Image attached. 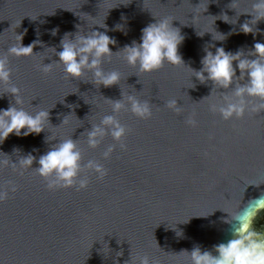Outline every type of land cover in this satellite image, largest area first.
I'll return each instance as SVG.
<instances>
[{
    "label": "water",
    "instance_id": "obj_1",
    "mask_svg": "<svg viewBox=\"0 0 264 264\" xmlns=\"http://www.w3.org/2000/svg\"><path fill=\"white\" fill-rule=\"evenodd\" d=\"M254 2L0 0V57H7L11 70L10 82L0 84V95L17 87L20 107L29 113L48 110L50 123L39 135L11 134L0 144V161H7L0 165V190L8 193L0 201V264H132L140 256L149 257L152 264H188L181 251L190 253L197 246L212 251L233 238L236 222L230 216L264 195V111L222 119L211 106L223 103L221 94L230 97L236 82L228 90L213 89L208 97L212 83L200 84L190 69L202 67L206 48L213 53L216 47L232 53L239 49L245 58H255L247 54L254 43L264 44V20L255 25V39L239 32L241 24L251 21L245 13ZM221 15L236 23L223 22ZM162 17L173 20L172 27L185 37L178 49L184 66L165 64L151 74L140 73L117 52L138 43L141 30ZM103 24L116 40L109 47L117 54L103 60L102 68L119 72L120 84L97 88L91 72L80 80L70 79L58 64L47 74L41 71L44 57L45 65L58 60L49 48L61 51L65 33L75 34L76 25L85 33L104 32L99 27ZM117 24L124 25L126 35L113 30ZM53 28L59 29L56 36L50 34ZM217 33L226 39L214 40L220 38ZM20 34L23 46L39 38L43 46L37 45L33 54L42 55H8ZM121 94L125 103L129 94L147 101L151 117L137 118L127 104L114 114L109 100L118 101ZM172 99L180 106L178 113L166 107ZM10 104L15 106L10 94L0 97V109ZM106 115H115L127 130L120 141L123 150L111 135H105L97 148L88 147L84 133ZM65 117L67 123L61 124ZM51 135L57 140L45 143ZM69 138L81 151L82 165L98 162L107 175L99 179L83 168L86 190L49 191L34 169L53 144ZM109 146L114 151L104 159ZM29 153L35 157L32 168L14 165ZM10 184L15 192L9 191ZM254 216L253 230L264 233V210L257 208Z\"/></svg>",
    "mask_w": 264,
    "mask_h": 264
},
{
    "label": "clouds",
    "instance_id": "obj_2",
    "mask_svg": "<svg viewBox=\"0 0 264 264\" xmlns=\"http://www.w3.org/2000/svg\"><path fill=\"white\" fill-rule=\"evenodd\" d=\"M245 14L251 15L252 19L241 24L239 32L244 35L252 34L255 39V25L264 20V0H255L251 10ZM122 19L124 18L122 17ZM218 19L229 24L236 23V20L234 22L233 19L229 20L227 15H221ZM172 21L168 17L156 19L155 23L148 24L141 30L138 43L133 41L131 45H125L117 53H122L127 64L143 74H151L165 64L173 67L184 66L178 49L185 37L181 35L179 29L172 27ZM99 27L104 28L105 31L85 33L81 31L79 25H76L75 34L65 33L60 40L61 51L56 52L54 48H49L58 57V60L45 65L43 64L44 57L41 71L47 74L51 71L53 64H58L63 67L64 73L70 79L80 80L86 72H91L93 76L91 83L97 88L100 86L108 88L120 84L119 72H105L102 68L103 60L117 54H113L109 47L110 45L115 46L116 40L106 34L108 29L105 24ZM113 30L126 35L123 24L115 25ZM58 31V28H53L50 30V34L56 36ZM24 34L16 35L17 43L7 50L8 55L17 58L42 55L33 54V49L37 45L43 46L39 38L29 45L23 46L21 42ZM217 34L220 38H213L214 40L222 42L226 39L225 35ZM204 51L205 55L200 61L202 67L199 70L189 69L200 84L212 83L213 88L208 97L212 95L213 89L228 90L236 82L231 96L221 94L223 103L212 105L211 110L218 111L221 118L226 121L232 118H243L246 112L260 113L264 111V44L259 42L253 44V50L247 55L255 57L254 59L245 58L244 52L239 49L235 53L226 52L223 47H216L215 53L207 48ZM234 62L235 67L233 66ZM237 69L240 73L239 77L236 75ZM10 78L11 70L8 66L7 57H0V84H8ZM245 78H247L245 83H239L245 81ZM5 94H10L14 98L15 106L10 104L7 109H0V144L11 134H15L17 137L39 135L45 130V125L50 124L48 110L29 113L20 107L22 104L20 89L12 86L0 97ZM121 96L122 98L118 101L109 100L114 114L124 109L127 104L132 114L137 118L148 119L151 117V106L147 101H141L136 96L129 94L125 103V97L122 94ZM251 100H258L261 103L251 104ZM166 107L177 113L180 110L176 99L169 100ZM66 117L61 124L67 123ZM187 123L194 126L195 121L189 119ZM126 132V128L115 118V115H106L98 125H91V130L84 134H86L88 147L91 149L97 148L105 135H111L113 141L123 150L124 145L120 141ZM53 140H57L56 137L48 136L45 138V143ZM13 151L18 152L17 149ZM113 151L114 147L109 146L103 154L104 159H108ZM34 159L35 157L29 153L20 158L18 164L14 165L23 169L32 168ZM5 163L7 161H0V165ZM38 165L39 167L34 170L42 179L47 181L49 191L61 188H74L76 191L86 190L88 179L81 176L83 168L94 172L99 179H103L107 175V170L98 162L88 161L86 165H82L81 151L77 147L76 141L71 138L59 140V143L53 144L45 154L39 157ZM9 191L15 192V185L10 184ZM7 195V192L0 190V201L4 200ZM257 208L264 210V195L250 201L247 207L230 216L231 221L236 223L232 225L231 234L233 238L229 239L227 243L215 245L212 251H201L197 246L190 253L181 251L179 254H187L188 264H264V233L253 230L254 212ZM189 220L190 218L181 224H186ZM176 235L181 236L182 232L177 231ZM120 255L122 253H117V256ZM132 264H152V262L149 257L140 256L132 261Z\"/></svg>",
    "mask_w": 264,
    "mask_h": 264
}]
</instances>
